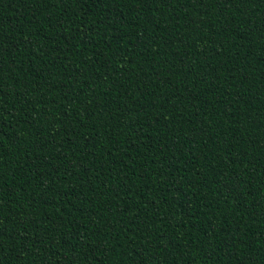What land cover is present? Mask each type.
I'll list each match as a JSON object with an SVG mask.
<instances>
[{"label":"trees","instance_id":"16d2710c","mask_svg":"<svg viewBox=\"0 0 264 264\" xmlns=\"http://www.w3.org/2000/svg\"><path fill=\"white\" fill-rule=\"evenodd\" d=\"M0 264H264V0H0Z\"/></svg>","mask_w":264,"mask_h":264}]
</instances>
